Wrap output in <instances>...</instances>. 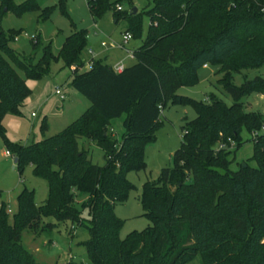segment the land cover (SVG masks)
Masks as SVG:
<instances>
[{
    "label": "trees",
    "instance_id": "obj_1",
    "mask_svg": "<svg viewBox=\"0 0 264 264\" xmlns=\"http://www.w3.org/2000/svg\"><path fill=\"white\" fill-rule=\"evenodd\" d=\"M116 1L85 3L92 17L105 9L115 20L124 17L131 37L140 34L141 13L148 19L145 36L132 48L134 61L119 71L94 58L90 68L80 69L85 28L65 35L56 53L37 35L30 39L33 54L21 55L7 43L17 30L0 24V136L16 157L14 168L20 173L31 163L33 172L46 179L48 191L35 206L32 190L22 187L11 220L1 202L0 264H40L19 239L21 230L41 215L84 225L88 237L81 243L92 264H183L196 253L199 264H264V115L245 110L241 100L264 93V77L255 75L239 85L232 81L235 72L264 65V0H152L134 13L113 10ZM0 3L15 15L38 8L35 0ZM48 13L45 7L40 16ZM38 47L42 55L32 62ZM55 58L70 68L71 86L89 104L53 134L24 144L9 140L2 117L18 112L29 93L16 68L40 77ZM207 62L217 65L221 76L216 81L231 103L215 95L201 101L176 93L179 86L194 84L197 69ZM168 101L190 105L195 116L181 125L171 165L141 185L139 201L150 224L120 238L114 203L133 188L125 172L143 168L144 146L153 140L152 128ZM121 114L124 130L117 140L109 121ZM243 127L252 135L256 165L243 162L231 169L229 155L242 143ZM79 138L103 150V164L91 161ZM79 191L86 193L87 223L74 204ZM64 264L80 263L69 259Z\"/></svg>",
    "mask_w": 264,
    "mask_h": 264
},
{
    "label": "rangeland",
    "instance_id": "obj_2",
    "mask_svg": "<svg viewBox=\"0 0 264 264\" xmlns=\"http://www.w3.org/2000/svg\"><path fill=\"white\" fill-rule=\"evenodd\" d=\"M15 3L23 0H13ZM152 0H117L112 5L113 10L128 11L132 6L136 10H142L150 5ZM38 8L25 11L15 15L7 10L4 3H0V24L4 30L13 28L17 30L13 34L16 38L8 37L7 43L21 55H32L30 39L37 35L43 42L48 41L50 49L56 53L64 36L74 28L86 29V43L82 48V54L87 58V49L101 50L100 59L107 65H112L117 57H123L122 47L116 43L121 42V34L127 28V21L124 17H113L111 9H105L98 16L92 17L89 13L85 0H35ZM60 4L63 5L62 10ZM48 7L47 17H41V9ZM114 19V20H113ZM148 24L147 16L141 13V27L139 36L129 38L123 47L137 46L146 33ZM26 34H24V33ZM103 42L104 45L100 43ZM42 47V46H41ZM35 50L32 62L42 55V48ZM105 54V55H104ZM83 57V56H82ZM84 60V59H83ZM134 61L133 58H123V65ZM86 69V65H82ZM217 65L207 62V67L200 66L197 69V80L191 85H181L176 93L192 97L197 100L207 101L209 95H215L226 103L233 101L231 95L225 91L216 79L221 72L216 71ZM18 74L24 78L29 88V93L18 105V112H7L2 117L1 123L7 138L14 142L28 143L41 137L53 134L60 130L65 124L75 119L88 105L89 101L70 84V68L63 64L60 58L50 59L40 77L25 76L23 71L16 68ZM262 73L261 68H245L241 72L233 74L232 81L239 85L246 78H252ZM58 86L64 93L59 98L53 92ZM245 110H259L264 113V100L252 92L241 98ZM33 113V115H32ZM123 114L110 118V129L112 135L118 140L124 128L122 126ZM195 116L194 109L185 103L167 102L158 115V123L152 128L153 140L144 146L145 164L137 170H127L125 178L133 185L122 200L114 203L113 211L121 219L118 231L120 238L124 237L132 229H141L150 224V220L143 213L139 201L140 188L146 179H156L159 169L171 165V154L180 143L181 125L184 120ZM44 118V126L40 127ZM262 129V128H261ZM242 143L233 150L229 158L230 168L236 169L243 162L255 166L256 162L252 157L253 141L250 132L243 127L241 130ZM79 146L88 150V156L96 164L104 163L103 150L92 140L79 138ZM6 150L3 139L0 136V204L3 202L7 212L8 220L17 210L16 197L22 187L32 190V202L38 206L47 196V181L44 177L33 172L31 163L26 162L20 173L12 167L13 156L4 155ZM86 197L83 191L77 192L74 204L80 211V217L87 223L89 217L87 209L82 205ZM47 222L51 224L48 225ZM88 237L84 225L71 223L69 220H56L53 215H41L33 220L20 232V244L31 253L34 261L40 264H64L73 260L80 264H92L81 243ZM199 254H195L190 260L183 264H199Z\"/></svg>",
    "mask_w": 264,
    "mask_h": 264
},
{
    "label": "built area",
    "instance_id": "obj_3",
    "mask_svg": "<svg viewBox=\"0 0 264 264\" xmlns=\"http://www.w3.org/2000/svg\"><path fill=\"white\" fill-rule=\"evenodd\" d=\"M116 7L119 9V8H120V5H119V4H116ZM23 33H24V32H23ZM24 34H26V33H24ZM15 38H16V35L13 36V39H15ZM129 38H131V34H130V32L124 30V31L122 32V34H121V42L116 43V45H117L118 47L125 48V47H123V44H124ZM100 44H101V45H104L103 42H101ZM125 50H126V54H127V56H129V57H133L132 49L125 48ZM87 52L89 53V56H88V58L85 59L84 62H83V64L86 65V69H87V68H90V66H91V64H92V61H93L92 50L88 48V49H87ZM111 67H112L113 70H115V71H119V70H121V69L124 67V65H123V63H122L121 60H118V61L114 62V63L111 65ZM80 69H82V68H80ZM53 92H54L55 94H57L59 98H63V97H64V93L62 92L61 88L58 87V86H56V87L54 88ZM160 111H161V108H160ZM32 115H33V113H32ZM262 128H264V125L262 126ZM4 152H5V154H7V155H11V156H13V155L10 153V151L7 150V149L4 150ZM6 211L9 212V211H10V208H9V207H6Z\"/></svg>",
    "mask_w": 264,
    "mask_h": 264
},
{
    "label": "crops",
    "instance_id": "obj_4",
    "mask_svg": "<svg viewBox=\"0 0 264 264\" xmlns=\"http://www.w3.org/2000/svg\"><path fill=\"white\" fill-rule=\"evenodd\" d=\"M114 20V19H113ZM125 48H129V49H132L133 47H125ZM125 48H122V50L124 51V54H123V57L121 56V57H117L114 61H113V63L114 62H116V61H118V60H123V58H129V59H131V58H133V57H129V56H127V54H126V50H125ZM92 50V49H91ZM92 55H93V58L94 59H100V55H101V50H96L95 51V53H93V51H92ZM105 55V54H104ZM82 58L85 60V59H87V57L85 56V55H83L82 54ZM101 60V59H100ZM102 61V60H101ZM104 62V61H103ZM112 63V64H113ZM125 66V65H124ZM202 67H207V63H204V64H202L201 65ZM257 68H261V71H262V73H259V74H257V75H259V76H262V77H264V65H262V66H260V67H257ZM256 93V92H255ZM258 95H259V98L260 99H262V100H264V93H257ZM89 104V103H88ZM259 111V110H258ZM260 112H262L263 113V111H260ZM124 115V114H123ZM263 115H264V113H263ZM123 119V118H122ZM261 131H263L264 132V128H262L261 129ZM252 137V136H251ZM83 147V146H82ZM3 154L4 155H7V154H5V152L3 151ZM14 167V166H13Z\"/></svg>",
    "mask_w": 264,
    "mask_h": 264
},
{
    "label": "water",
    "instance_id": "obj_5",
    "mask_svg": "<svg viewBox=\"0 0 264 264\" xmlns=\"http://www.w3.org/2000/svg\"><path fill=\"white\" fill-rule=\"evenodd\" d=\"M135 10H136L135 6H132L131 9L129 10V12L134 13ZM15 160H16V157H13V165H12V167L14 166Z\"/></svg>",
    "mask_w": 264,
    "mask_h": 264
}]
</instances>
